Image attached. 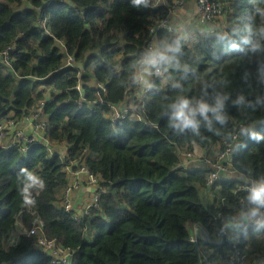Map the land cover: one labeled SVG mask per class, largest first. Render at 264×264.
I'll return each mask as SVG.
<instances>
[{
  "label": "trees",
  "instance_id": "trees-1",
  "mask_svg": "<svg viewBox=\"0 0 264 264\" xmlns=\"http://www.w3.org/2000/svg\"><path fill=\"white\" fill-rule=\"evenodd\" d=\"M220 1L222 30L193 43L189 34L156 33L158 49L166 51L156 65L169 81L152 79L156 89L139 111L142 119L129 112L112 120L110 106L134 88L150 26L168 15L173 0L140 6L0 0V53L8 51L9 60L0 62V118L20 120L39 108L47 139L65 147L60 155L40 143L25 153L0 146V264H52L22 233L35 222L45 238L73 250L70 264H206L201 244L223 254L228 242L194 241L190 225L200 223L210 237L236 213L255 208L247 191L237 189L241 181L219 179L207 187V170L185 167L180 155L200 148L210 156L240 123L253 124L231 163L245 178L264 182V0ZM184 102L185 113H195L194 126L181 128L174 113ZM201 104L209 109L203 115ZM71 163L84 164L103 189L97 209L79 221L59 204ZM22 169L44 183L30 189L31 205L20 191ZM205 188L224 203L214 196L207 204Z\"/></svg>",
  "mask_w": 264,
  "mask_h": 264
},
{
  "label": "built area",
  "instance_id": "built-area-1",
  "mask_svg": "<svg viewBox=\"0 0 264 264\" xmlns=\"http://www.w3.org/2000/svg\"><path fill=\"white\" fill-rule=\"evenodd\" d=\"M190 0H173V4L168 7V15L162 19L155 20L149 28V40L144 46L145 54L138 61V65L135 71L134 79V88L131 93L126 97L128 102V107H118L116 105H111V119L115 120L119 117H124L129 112L132 113L137 119H142L139 111L143 109L145 99L150 90L156 89V85L153 83V78H157L163 82L167 77V72L160 66L156 65L157 59L162 56L157 52V43L156 36L157 32L160 30L166 31L169 34L177 35L184 37L189 34L193 36V42L198 41L202 38L207 31V34L216 31V22L218 21L222 27L219 30H222L224 27V5L220 0H192L194 3L196 25L198 29L204 30L201 33L195 32H180L175 26L173 20L174 17H178V10L183 7ZM156 4L165 3L164 0H156ZM38 25H43L41 20L38 21ZM47 34L50 32L45 29ZM60 45L63 44L60 42ZM14 45H11L9 50H14ZM0 62L8 65V51H3L0 53ZM67 64L73 65L74 60L72 56L67 57ZM77 90L80 89L79 86L76 87ZM136 99L138 106H135L129 100L130 98ZM41 109L37 110L31 115L32 118V132L28 133L26 129L20 125V120L14 119L11 115L0 118V146L4 148L8 147H19L20 151L25 153L28 147L34 143L43 144L50 153L53 152L52 142H50L46 137V120L42 117ZM249 124L240 123L233 135L229 140L223 142V148L220 151H217L214 156H206L205 154L194 157L193 154L189 152H181L188 159H194L201 162L207 167V176H206V186L211 187L219 179H230V173L233 171L231 159L235 148L238 145L240 139H242L247 133V126ZM252 125V124H251ZM254 125L250 127L252 130ZM38 133L41 135L38 136ZM79 169L72 171L70 166H67L66 169L69 172L74 174V179L69 181L60 192V206L70 212L74 219L80 220L85 216H88L91 213L92 209H97L98 207V196L99 193L103 191L100 186V180L95 175L91 174L90 171L86 168L84 164H78ZM83 173L86 175V184L95 187L93 193L89 198V201L84 205L81 211H75L74 198L75 193L82 187V182L79 179V175ZM241 184L237 185V189L245 190L248 193L249 202L256 209V215L253 219V224L261 225L264 223V204L255 203L251 197L254 190L260 188L261 185H264L263 181L248 179L247 181H241ZM217 191V190H216ZM217 199L224 203V198L219 197L217 193L213 194ZM241 213V212H238ZM237 214V213H236ZM245 214V213H243ZM248 214V213H247ZM233 219V218H232ZM228 221V220H227ZM226 221V222H227ZM225 222V223H226ZM223 227L215 228L210 235V241L218 243L224 239L226 240L227 231ZM22 233L27 237L33 240L32 247L36 250L41 251L42 253L48 255L51 259L52 264H70L72 261L73 250L63 247L58 244L55 240L47 239L44 237L40 225L35 222L30 228L22 229ZM195 241V240H194ZM229 246L224 250L221 258L220 264H250L248 260L247 250L248 247L241 240L228 242ZM215 250V249H214ZM203 261L206 264L210 263V258H204Z\"/></svg>",
  "mask_w": 264,
  "mask_h": 264
},
{
  "label": "crops",
  "instance_id": "crops-1",
  "mask_svg": "<svg viewBox=\"0 0 264 264\" xmlns=\"http://www.w3.org/2000/svg\"><path fill=\"white\" fill-rule=\"evenodd\" d=\"M178 17H174L173 20L175 22V26L177 27L178 31L180 32H195V33H201L204 30L198 29L196 25V18H195V10H194V3L192 0L188 1L183 7H181L178 10L177 13ZM216 28L219 29V22H216ZM204 33H207L204 32ZM186 38V37H185ZM158 54L165 55L166 51L162 49H158ZM161 52V53H160ZM118 107H128V102L125 99L124 101L114 104ZM36 111V110H35ZM35 111H30V115H25V117L19 122L21 126H23L28 133L32 132V118L31 113H34ZM253 125V124H252ZM253 130V129H252ZM251 129L247 130L246 133L250 134L252 132ZM41 133H38V136H40ZM52 147L55 149H59V153H62L60 155H63L65 152V149H60L59 147L62 145L59 144H51ZM63 147V146H62ZM64 148V147H63ZM212 150L208 151V154L212 157L217 152L215 148H211ZM195 151L199 154L206 153L205 150L196 148ZM78 164L82 163H71L70 166L72 171L78 170L79 166ZM75 167V168H73ZM185 167H188L190 169L193 168H205L207 170V167L203 165L201 162H192L190 164H186ZM65 171L68 175V182L74 179V174L67 171L65 167ZM230 179H237L239 181H247L248 179L242 176L240 173L236 172L235 170L231 171ZM79 179L82 182V187L79 188V190L75 193L74 198V206L75 211H81L84 205L89 201V198L91 196V193L94 192L95 187L89 186L86 184V175L81 173L79 175ZM61 192V191H60ZM203 199L207 204H211L214 200L213 192L210 191L208 188H205L203 191ZM254 216L251 215V213L243 214V213H237L234 215L233 219L228 220L225 223V229L227 231L226 240L228 242L231 241H237L241 240L243 241L247 247V254H248V260L250 264H264V223L261 225H255L253 224ZM256 226V228H254ZM253 227V228H252ZM252 228V229H251ZM190 234L192 238L196 241L201 240V242L204 241H210V237L208 232L205 230V228L200 223H192L190 225ZM218 243H220L218 241ZM200 253L204 258H210L209 264H220L222 255H219L214 248H209L205 244H201L200 246Z\"/></svg>",
  "mask_w": 264,
  "mask_h": 264
},
{
  "label": "clouds",
  "instance_id": "clouds-1",
  "mask_svg": "<svg viewBox=\"0 0 264 264\" xmlns=\"http://www.w3.org/2000/svg\"><path fill=\"white\" fill-rule=\"evenodd\" d=\"M132 4L135 6L146 5L147 0H132ZM262 32H264V29H262ZM257 47H259V45H254L253 49L255 50V48H257ZM186 103L187 102L182 103L174 113V118L177 121H179L178 126L181 128L187 127L190 125L194 126V121H193L192 117L194 116L195 113L194 112H189L187 114L185 113L184 108L186 107ZM217 107H220L219 102L217 104ZM37 110H39V108ZM207 111H209L208 107L204 104H201L199 107V112L201 113V115H203ZM213 111H215V109H213ZM32 114L33 113H31V115ZM42 117H43V115H42ZM217 119H222V117L217 116ZM22 174L25 177V183H24L23 188H21L20 191H21V194L24 198V203L28 204V205L34 204L35 200L32 198L30 189H32L36 186H39L41 189H43L44 183L39 177L28 172L26 169H22ZM251 199L257 204H264V185H261L259 189L254 190ZM251 215L252 216L256 215V209L251 210Z\"/></svg>",
  "mask_w": 264,
  "mask_h": 264
},
{
  "label": "rangeland",
  "instance_id": "rangeland-1",
  "mask_svg": "<svg viewBox=\"0 0 264 264\" xmlns=\"http://www.w3.org/2000/svg\"><path fill=\"white\" fill-rule=\"evenodd\" d=\"M215 25H217V24H215ZM225 25V24H224ZM219 27H222V25L221 24H219ZM158 52V51H157ZM161 53V52H160ZM169 81V77L167 78H165L164 80H163V84H166V82H168ZM252 125L251 124H249L248 126H247V130H249L250 129V127H251ZM64 147V146H63ZM62 146H60L59 148L60 149H63V151H64V149H65V147L63 148ZM52 149H53V152L51 153V154H54V153H58V154H62V153H59L58 151H59V149H55L54 147H52ZM192 153H194V154H196V155H194V157H198L197 156V154H199V153H197L196 151H193ZM180 158H181V161H182V163L184 164V165H186V164H190V163H192V162H196V161H198V160H194V159H188V157L187 156H185L183 153L180 155ZM199 162V161H198Z\"/></svg>",
  "mask_w": 264,
  "mask_h": 264
},
{
  "label": "water",
  "instance_id": "water-1",
  "mask_svg": "<svg viewBox=\"0 0 264 264\" xmlns=\"http://www.w3.org/2000/svg\"><path fill=\"white\" fill-rule=\"evenodd\" d=\"M224 242V239H222V241L220 243H223Z\"/></svg>",
  "mask_w": 264,
  "mask_h": 264
}]
</instances>
